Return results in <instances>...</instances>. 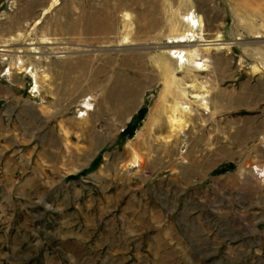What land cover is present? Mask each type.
Wrapping results in <instances>:
<instances>
[{
  "label": "rangeland",
  "instance_id": "rangeland-1",
  "mask_svg": "<svg viewBox=\"0 0 264 264\" xmlns=\"http://www.w3.org/2000/svg\"><path fill=\"white\" fill-rule=\"evenodd\" d=\"M0 45V264H264V0H0Z\"/></svg>",
  "mask_w": 264,
  "mask_h": 264
},
{
  "label": "bare ground",
  "instance_id": "bare-ground-1",
  "mask_svg": "<svg viewBox=\"0 0 264 264\" xmlns=\"http://www.w3.org/2000/svg\"><path fill=\"white\" fill-rule=\"evenodd\" d=\"M207 41V40H206ZM209 41V40H208ZM126 42H128L127 40H124L123 41V43H126ZM225 44V43H224ZM218 46H222L223 45V43H219V44H217ZM149 46V45H148ZM148 46H139L138 48H140V49H148V48H146V47H148ZM159 47V46H158ZM161 47V46H160ZM159 47V48H160ZM170 47H172V46H170ZM150 48V47H149ZM33 50H35V48H32ZM36 51V50H35ZM194 51V50H193ZM11 53V51L10 50H8V49H6L5 48V46H3V45H0V55L2 54V57L3 56H5V54H10ZM18 53L20 54L21 53V51H18ZM34 53H36V52H34ZM194 53V52H193ZM22 54V53H21ZM6 55V56H7ZM196 55V54H195ZM20 57H21V55H18V60H20L19 61V64L21 63L22 64V60L20 59ZM193 60V63L195 64V65H198V66H202V62L201 61H197V60H199V59H197V58H194V59H192ZM201 68V67H200ZM203 69V68H202ZM204 96H205V94L204 93H196V92H189L188 93V97H189V99H202L203 100V98H204ZM204 103V102H203ZM179 108H181L182 110H183V112H185V111H187L188 112V110H189V106L188 105H180V107ZM175 110L176 109H173L172 111H171V113L169 114V116H168V123H169V127H170V130L171 131H174V130H176L177 128H179L180 127V125L182 126V124H181V122H182V119H181V117H180V115H178L176 112H175ZM177 111V110H176ZM181 111V110H180Z\"/></svg>",
  "mask_w": 264,
  "mask_h": 264
},
{
  "label": "crops",
  "instance_id": "crops-1",
  "mask_svg": "<svg viewBox=\"0 0 264 264\" xmlns=\"http://www.w3.org/2000/svg\"><path fill=\"white\" fill-rule=\"evenodd\" d=\"M258 166H259V167H258L257 169H259L260 172H261V174H259V175H261V176L264 177V160H262L261 163L258 164ZM260 172H259V173H260ZM260 181H264V180L262 179V180H260ZM263 184H264V182H263Z\"/></svg>",
  "mask_w": 264,
  "mask_h": 264
},
{
  "label": "water",
  "instance_id": "water-1",
  "mask_svg": "<svg viewBox=\"0 0 264 264\" xmlns=\"http://www.w3.org/2000/svg\"><path fill=\"white\" fill-rule=\"evenodd\" d=\"M173 45H174V44L167 43V44H163V45H160V46L166 48V47H170V46H173ZM160 46H159V47H160Z\"/></svg>",
  "mask_w": 264,
  "mask_h": 264
}]
</instances>
